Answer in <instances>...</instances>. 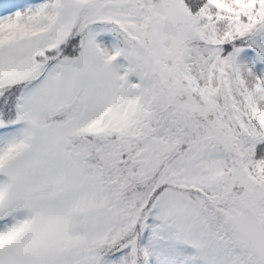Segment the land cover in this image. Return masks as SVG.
<instances>
[{
	"label": "snow or ice",
	"instance_id": "snow-or-ice-1",
	"mask_svg": "<svg viewBox=\"0 0 264 264\" xmlns=\"http://www.w3.org/2000/svg\"><path fill=\"white\" fill-rule=\"evenodd\" d=\"M0 264H264V0H0Z\"/></svg>",
	"mask_w": 264,
	"mask_h": 264
}]
</instances>
